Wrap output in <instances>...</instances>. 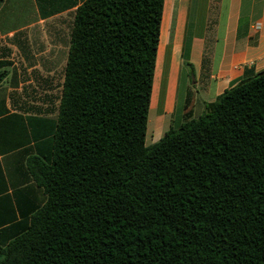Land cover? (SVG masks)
I'll return each mask as SVG.
<instances>
[{"label": "trees", "instance_id": "trees-1", "mask_svg": "<svg viewBox=\"0 0 264 264\" xmlns=\"http://www.w3.org/2000/svg\"><path fill=\"white\" fill-rule=\"evenodd\" d=\"M162 7L77 9L46 200L0 264H264V72L146 145Z\"/></svg>", "mask_w": 264, "mask_h": 264}, {"label": "crops", "instance_id": "crops-1", "mask_svg": "<svg viewBox=\"0 0 264 264\" xmlns=\"http://www.w3.org/2000/svg\"><path fill=\"white\" fill-rule=\"evenodd\" d=\"M85 1L0 0L2 246L24 233L45 203L27 163L52 158L74 16ZM260 72L264 0H163L145 144Z\"/></svg>", "mask_w": 264, "mask_h": 264}, {"label": "rangeland", "instance_id": "rangeland-1", "mask_svg": "<svg viewBox=\"0 0 264 264\" xmlns=\"http://www.w3.org/2000/svg\"><path fill=\"white\" fill-rule=\"evenodd\" d=\"M181 92L183 91V84L185 85V83H186V81H187V72L186 73H184L183 75H181ZM179 127V125H177V126H175V128H178ZM146 145H149V144H146Z\"/></svg>", "mask_w": 264, "mask_h": 264}, {"label": "bare ground", "instance_id": "bare-ground-1", "mask_svg": "<svg viewBox=\"0 0 264 264\" xmlns=\"http://www.w3.org/2000/svg\"><path fill=\"white\" fill-rule=\"evenodd\" d=\"M157 72H158V70H157ZM158 74H159V73H158ZM158 74H157V75H158Z\"/></svg>", "mask_w": 264, "mask_h": 264}]
</instances>
